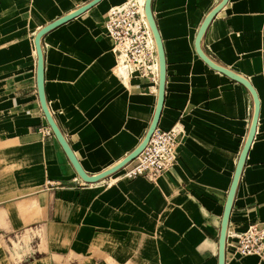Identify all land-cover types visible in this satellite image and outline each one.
Masks as SVG:
<instances>
[{
	"label": "crops",
	"instance_id": "1",
	"mask_svg": "<svg viewBox=\"0 0 264 264\" xmlns=\"http://www.w3.org/2000/svg\"><path fill=\"white\" fill-rule=\"evenodd\" d=\"M92 1L0 0V264H219L225 207L255 113L250 91L196 51L201 26L223 0H152L166 61L157 129H180L175 165L155 181L119 172L88 184L43 112L35 38ZM127 1L101 0L41 41L48 109L88 175L133 153L158 105L157 46L153 73L125 81L106 32L109 10ZM201 47L259 98L225 264H264L234 251L237 235L264 224V0H228Z\"/></svg>",
	"mask_w": 264,
	"mask_h": 264
},
{
	"label": "built area",
	"instance_id": "2",
	"mask_svg": "<svg viewBox=\"0 0 264 264\" xmlns=\"http://www.w3.org/2000/svg\"><path fill=\"white\" fill-rule=\"evenodd\" d=\"M107 35L113 40V52L117 68L134 65V72L147 76L153 73L156 49L151 44L150 30L141 14L136 0L112 7L105 23ZM46 136L51 130L45 129ZM178 126L168 131L156 130L143 152L120 172V179L132 181L145 177L151 181L160 178L171 169L178 159ZM235 255L238 257L257 256L264 258V224H252L245 233L235 237Z\"/></svg>",
	"mask_w": 264,
	"mask_h": 264
},
{
	"label": "water",
	"instance_id": "3",
	"mask_svg": "<svg viewBox=\"0 0 264 264\" xmlns=\"http://www.w3.org/2000/svg\"><path fill=\"white\" fill-rule=\"evenodd\" d=\"M101 0H94L91 3L81 7L80 9L76 10L74 13L69 14L65 17H62L61 19H58L57 21L51 23L50 25H47L44 27L36 36L35 38V46L37 50L38 55V69H37V77H38V89H39V96L41 101V106L43 109V112L48 120V123L50 127L52 128L55 136L57 137L58 141L60 142L61 146L63 147L66 155L68 156L69 160L71 161L72 165L74 166L75 170L77 171L80 178L88 184H94L98 183L108 177H111L118 172H120L123 168H125L128 164L132 163L147 147L152 135L155 133V131L158 128L159 120L162 114L163 109V103H164V96H165V84H166V61H165V52L163 49V44L161 40V36L156 24V21L153 16L152 11V0H146L145 4V13L147 16V20L149 22V25L151 27L152 33L154 35L157 48H158V55H159V63H160V74H159V100L158 105L156 109V113L153 119V122L151 124V127L141 143V145L129 156H127L123 161H121L118 165L115 167L104 171L103 173H100L98 175H88L83 167L81 166L80 162L78 161L77 157L75 156L74 152L72 151L71 147L69 146L68 142L66 141L65 137L63 136L62 132L60 131L59 127L55 123V120L53 119L45 99V90H44V57H43V51H42V45L41 41L43 37L49 33L50 31L54 30L55 28L75 19L76 17L80 16L82 13L99 3ZM228 0H223L219 6H217L205 19L203 25L200 28V31L196 37L195 41V47L197 54L199 57L213 70L218 71L227 77L237 81L238 83H241L244 85L252 94L255 102V113L253 117V123L250 130L249 137L246 141V144L244 146V149L241 153L237 169L235 172V176L233 179V183L228 195L224 217L222 221V229L220 234V240H219V264H225V253H226V241H227V232H228V225H229V218L232 211L233 201L235 199V195L237 192L238 184L241 178V174L243 172V168L245 166V162L247 160V156L249 154V151L251 149V146L253 144V141L255 139V135L257 132V124L259 120V111H260V103L258 95L251 85V83L245 79L244 77H241L240 75H237L236 73L230 71L229 69H226L220 65H217L215 62H213L209 57L205 55V53L202 50L201 43L203 36L209 27L210 23L212 22L213 18L218 14V12L226 5Z\"/></svg>",
	"mask_w": 264,
	"mask_h": 264
},
{
	"label": "bare ground",
	"instance_id": "4",
	"mask_svg": "<svg viewBox=\"0 0 264 264\" xmlns=\"http://www.w3.org/2000/svg\"><path fill=\"white\" fill-rule=\"evenodd\" d=\"M139 4H140V11H141V14L150 30V34H151V44L156 48L157 44H156V41H155V38H154V35L152 33V30H151V27L149 25V22L147 20V16H146V13H145V4H146V1L145 3H143V6H142V3L139 1V0H136ZM116 7V6H115ZM158 49V48H157ZM159 66H160V63H159ZM158 66V67H159ZM152 70L154 71L155 69V62L153 64V66L151 67ZM134 65H129L127 68H121L120 70L118 69V71L120 72V74L124 77L125 81H127V79L129 78L130 76V73L131 72H134ZM160 73V72H159ZM137 74V73H136ZM135 75V74H133ZM119 173V172H118Z\"/></svg>",
	"mask_w": 264,
	"mask_h": 264
},
{
	"label": "rangeland",
	"instance_id": "5",
	"mask_svg": "<svg viewBox=\"0 0 264 264\" xmlns=\"http://www.w3.org/2000/svg\"><path fill=\"white\" fill-rule=\"evenodd\" d=\"M140 1V0H139Z\"/></svg>",
	"mask_w": 264,
	"mask_h": 264
}]
</instances>
